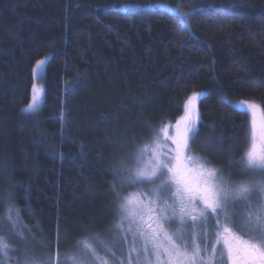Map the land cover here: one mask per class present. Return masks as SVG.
Wrapping results in <instances>:
<instances>
[{"label": "trees", "instance_id": "obj_1", "mask_svg": "<svg viewBox=\"0 0 264 264\" xmlns=\"http://www.w3.org/2000/svg\"><path fill=\"white\" fill-rule=\"evenodd\" d=\"M44 55L43 101L26 112ZM198 90L190 149L242 178L250 123L234 102L264 110V0H0V228L6 192L49 250L118 236L122 193L153 184L128 179L130 155Z\"/></svg>", "mask_w": 264, "mask_h": 264}, {"label": "snow or ice", "instance_id": "obj_2", "mask_svg": "<svg viewBox=\"0 0 264 264\" xmlns=\"http://www.w3.org/2000/svg\"><path fill=\"white\" fill-rule=\"evenodd\" d=\"M185 15L182 13L181 17ZM46 62L47 57L37 60L32 68V97L26 112L34 113L40 108L45 89L35 81L41 77ZM198 95L193 93L188 98L185 115L177 121L174 135H170L171 128L161 130L165 137L163 143L170 140L174 147L164 153L157 148L143 167L129 171L128 179L132 183H151L160 179V184L152 189L154 198L145 201L142 192L118 197L123 200L119 205L122 215L118 228L133 238L127 264H133V254L135 264H141V256L146 264H264V114L258 121L260 106L237 102V110L243 114L250 112L252 120L250 134L244 138L248 146L235 161L244 178L233 181L230 176L220 175L221 170L208 167L207 160L189 155L190 143L198 135L199 113L192 107V101ZM148 152L147 146L138 152L135 159L138 166ZM253 196L257 197L255 202ZM238 204L243 205L239 213L234 210ZM11 212L10 208L7 219L15 227ZM213 219L215 241L209 251L212 234L209 226ZM189 223L192 225L191 242L186 238ZM172 225H176L174 230ZM200 226L204 227L203 246L201 233L197 232ZM79 243L82 245L79 258L78 254L62 258L57 242L55 254L46 257L26 254L23 264H87L88 257L95 264L98 254L93 245L86 239ZM14 251L7 238L0 235V264H8ZM102 264H108V260Z\"/></svg>", "mask_w": 264, "mask_h": 264}, {"label": "rangeland", "instance_id": "obj_3", "mask_svg": "<svg viewBox=\"0 0 264 264\" xmlns=\"http://www.w3.org/2000/svg\"><path fill=\"white\" fill-rule=\"evenodd\" d=\"M46 57H47V55H44L41 58H39L38 60L45 59ZM44 69H45V66H44ZM43 74H44V71L41 74V77L38 78L35 81V83H37V85L44 86V82H43V78H42ZM193 93H198L199 94L198 97L192 101V107H193L194 111H198V113H199L198 102H199L200 97L203 94V91L202 90H198V91H194ZM193 93H191L185 99L184 106L188 102V98ZM43 94H42V101H43ZM31 97H32V91H31ZM237 102H241V103H243V102H251V103H255L258 106H260L258 111H257V120L258 121L261 119L262 114H264L263 107L257 100L239 99V100H236L234 102V105L236 107H237ZM27 105L24 107L25 109H26ZM184 115H185V108H183L182 114L175 121H173L171 123H168V124H165L164 126H162L160 128V130L158 131L156 137L152 141L144 143L138 150H136L134 153H132L130 155V157H129V160H128V161H130L128 163L129 164L128 171H135L137 169V167H143L147 161H150L152 159V152L154 150H157V148H158V150L161 153H164V152H167L171 147H174L171 144L170 140L167 141V143H163V141L165 140V137H164V135H163L161 130L165 129V128H171L172 131H171L170 135H174V133H175V125H176L177 121L180 120L181 117H183ZM248 118H249V123H250V128H251L252 115H251L250 112L248 113ZM198 121H197V126H198ZM158 141L160 142L159 145H157ZM145 146L148 147L149 152H148V154H146L144 156L143 161L141 162V165L138 166L135 163V159L137 157L138 152L141 149H143ZM189 155H192V156H194V157H196L198 159L204 160V158H202V156L200 154L197 155V154L193 153V151H191V149L189 151ZM207 166L208 167H212V168H216V167L212 166L209 163H208ZM148 167H150V165H148ZM161 179H163V177ZM239 179L240 178H238V179L234 178L232 180L236 181V180H239ZM159 184H160V179H157V180L153 181V184H151L149 187H146V188H143V187H140V186L139 187L138 186L134 187V188L126 190V192L122 193V196L120 198L127 196L129 193L142 192V193H144L143 199H145V201H146L148 198H154L155 194L152 192V189H154ZM4 194H5V196H4L3 203H4V207H5V212H4V215H3L4 221L2 222V226H1V228H4V230L0 228V231L3 232L2 235L7 238V241L11 245V247L15 249V251L11 253L13 259H10L8 261V264H18V261L20 262V264H23V260H24L26 254L27 255H33L34 254V255H36L38 257H46L49 254H55L57 249L53 250V247H52V249L49 250V248L47 246H45L43 244H39L38 242L34 241V239L32 237L28 238L26 233L24 231H22L17 226L18 223H19V217H18L17 210H16L15 206L12 204L11 200L9 199L8 194L6 192H4ZM164 195L165 196L168 195V191L167 190H165ZM122 202H123V200L120 199L119 205ZM10 208L12 209L11 215H12L13 221H15V227H13L12 223L9 222L8 219H7L8 215H9V209ZM242 208H243V205L242 204H238V205H236L234 210L239 213V212L242 211ZM121 215L122 214L120 212V217H121ZM212 222H213V225H215V221L212 220ZM124 227H125V229H127V227H128L127 223H125ZM175 227H176V225H172V230H174ZM117 229H118V236L120 237V239L123 242L122 245L119 247V250L123 254L124 258H117V260H115V264H119V261H121V260L124 261V264H127V262H128V251H129V248L131 247V245L133 243V238H132V235L130 233L126 234L125 232H122L118 228V226H117ZM189 235H192V225H191V223H189V225H188L187 237L186 238H188ZM118 236L114 235V232L111 229L109 232H106L104 234V237H102V239L99 237L98 242L92 241L90 239H86V240H88V242H90L93 245V247L97 251L98 259L95 261V264H102V262L106 259V258H104L102 256L105 255L107 252H111L109 250L114 249L113 246L117 245V243H118V241H117ZM115 237H116V241H114ZM189 238H191V236ZM103 239H105L106 242H104ZM65 241H66V244H67L70 241V238L67 237L66 240L64 239V242ZM107 243H108V245H107ZM60 244H59V247H60ZM61 246H62V244H61ZM62 247H64V246H62ZM59 252H60V255H61L62 258L65 255H73L74 253L75 254H77V253L81 254L82 253V245H80V243H79L78 245H76V247H73L70 250H66L65 252L63 250H59ZM78 258H79V255H78ZM86 259H87V264H94L93 259L91 257H88ZM132 260H133V264H135V261H136L135 254H133ZM140 261H141V264H146V262L144 261V257L143 256L140 257ZM68 264H71V262H68ZM108 264H110L109 261H108Z\"/></svg>", "mask_w": 264, "mask_h": 264}, {"label": "flooded vegetation", "instance_id": "obj_4", "mask_svg": "<svg viewBox=\"0 0 264 264\" xmlns=\"http://www.w3.org/2000/svg\"><path fill=\"white\" fill-rule=\"evenodd\" d=\"M193 153H195V154H199L198 152H193ZM242 173V172H241ZM242 175H243V177L242 178H244V174L242 173ZM242 178H240V179H242ZM239 179V180H240ZM256 199H257V197L256 196H253L252 197V200H253V202H255L256 201ZM242 210H243V208H242ZM213 221H215V219H213ZM209 230H210V232L212 233L211 235H210V237H209V251H211V243L212 242H214L215 241V235H214V233H215V228H214V225H213V222L211 221L210 222V226H209ZM203 231H204V227L203 226H200V227H198L197 228V232H199V233H201V236H200V243H201V246H203V242H204V237H203V235H202V233H203ZM191 235H189V237H190ZM187 238L188 240H189V242H191V238Z\"/></svg>", "mask_w": 264, "mask_h": 264}]
</instances>
